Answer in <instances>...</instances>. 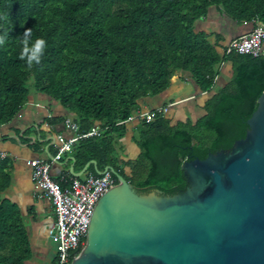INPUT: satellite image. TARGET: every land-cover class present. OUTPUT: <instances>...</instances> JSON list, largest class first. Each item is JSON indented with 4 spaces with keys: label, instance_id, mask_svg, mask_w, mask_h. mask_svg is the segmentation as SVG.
<instances>
[{
    "label": "trees",
    "instance_id": "trees-1",
    "mask_svg": "<svg viewBox=\"0 0 264 264\" xmlns=\"http://www.w3.org/2000/svg\"><path fill=\"white\" fill-rule=\"evenodd\" d=\"M211 8L238 25H264V0H0V37L7 34L0 44V125L25 104L31 79L35 92L77 116L78 133L102 128L72 147L74 172L93 160L100 171L112 167L139 193H182V163L230 150L245 136L246 120L264 92L262 53H226L218 35L209 41L212 33L194 30ZM28 29L29 47L38 38L46 41L40 63L30 69L19 59ZM225 64L231 78L215 90ZM176 75L206 95L203 115L175 123L166 114L133 121L139 153L121 159L115 146L128 132V119L142 111L140 100L165 92ZM11 172L7 158L1 159L0 264H25L32 253L19 208L1 196ZM87 173L98 176L92 165ZM71 176L59 186L65 188Z\"/></svg>",
    "mask_w": 264,
    "mask_h": 264
},
{
    "label": "water",
    "instance_id": "water-1",
    "mask_svg": "<svg viewBox=\"0 0 264 264\" xmlns=\"http://www.w3.org/2000/svg\"><path fill=\"white\" fill-rule=\"evenodd\" d=\"M230 150L184 161L187 189L136 191L117 184L96 203L85 245L71 264H264V92ZM74 158L70 160L74 162Z\"/></svg>",
    "mask_w": 264,
    "mask_h": 264
},
{
    "label": "crops",
    "instance_id": "crops-1",
    "mask_svg": "<svg viewBox=\"0 0 264 264\" xmlns=\"http://www.w3.org/2000/svg\"><path fill=\"white\" fill-rule=\"evenodd\" d=\"M211 20L221 22L225 20V17L211 8L207 17L197 21V26L203 30L204 23ZM231 22L230 30L223 33H213L209 30L199 32L212 33L213 36L210 38L212 41H215V37L218 35L219 44L226 47L233 39L250 33L253 27L251 24L238 25L233 21ZM261 53L264 55V47ZM229 76L223 75L225 80L222 86L229 81L227 80ZM26 99L25 104L20 107L13 118L0 125V152L6 154L12 168L10 185L1 196L19 208L21 224L27 233L29 244L30 240L32 243H39L38 239L41 236L47 245L48 242L51 243L47 232L54 222L53 207L43 192L35 188L31 178V168L26 161L36 158L52 159L56 153V137L59 135L64 138L71 136L63 121L69 119L76 123L77 116L74 113H66L59 103L34 90L29 92ZM163 105L166 104L149 107L145 105L144 109L147 111ZM142 111L144 112V110ZM57 119H61V122L56 124L54 121ZM129 124H135V122L128 123L127 128ZM133 127L130 128L131 132ZM71 158L73 156L70 151L52 164L50 174L57 183L67 173H70L71 165L74 168L75 161L72 162ZM121 159L128 160L122 156ZM84 175L85 173L80 177Z\"/></svg>",
    "mask_w": 264,
    "mask_h": 264
},
{
    "label": "built area",
    "instance_id": "built-area-1",
    "mask_svg": "<svg viewBox=\"0 0 264 264\" xmlns=\"http://www.w3.org/2000/svg\"><path fill=\"white\" fill-rule=\"evenodd\" d=\"M264 43V25L255 23L250 33L230 41L226 53L235 51L241 54H250L254 57L261 55ZM220 66L219 68H221ZM169 105H163L151 110L141 111L132 115L127 122L141 120L150 122L157 114H166ZM122 122L118 123L121 124ZM71 136L64 138L57 136L56 153L52 159H29L27 165L31 168V178L36 189L43 192L52 204L54 222L48 229V238L55 246V255L51 264H71L79 255L80 243L86 238L87 221L98 200L116 184V178L106 172L101 176L87 173L81 177L71 176L65 188L53 180L50 174L51 166L63 154L70 152L72 147L81 139L98 135L102 128L92 127L86 133H78V126L69 119L63 121ZM6 154L0 152V160ZM63 179V177L61 178Z\"/></svg>",
    "mask_w": 264,
    "mask_h": 264
},
{
    "label": "rangeland",
    "instance_id": "rangeland-1",
    "mask_svg": "<svg viewBox=\"0 0 264 264\" xmlns=\"http://www.w3.org/2000/svg\"><path fill=\"white\" fill-rule=\"evenodd\" d=\"M198 22H196L194 25V30L196 32L209 30L213 33H223L225 31H229L232 23L228 18H225V20L221 22L217 20H211L204 23L202 30L199 26H197ZM209 41L212 40L209 39ZM263 47L264 43L262 44V49ZM224 74L226 77L230 75L229 64H225V66H223L218 77L215 90L224 84ZM230 76L227 80H230ZM27 87L30 91L33 90V82L31 79H29ZM197 91L198 90L192 82H182L179 76L176 75L173 77L170 87L165 92L140 100L141 110L145 111V105L149 107L153 105L156 106L166 104L169 105L166 116L171 119L172 123H175L176 121L186 120L195 121L203 115L202 103L206 97V95H201ZM135 124H129L128 132L126 133V135L122 139L117 140L115 148L120 158L122 156L127 158L128 160H133L139 153L138 148L135 145L133 146V142L131 139L132 132L130 128ZM126 171H128V169H126ZM82 178L83 177H81V179ZM38 240V244L32 243V240H30L32 258L25 264H50L52 258L54 257V244L48 242V244L46 245L44 243V239H42L41 236Z\"/></svg>",
    "mask_w": 264,
    "mask_h": 264
},
{
    "label": "clouds",
    "instance_id": "clouds-1",
    "mask_svg": "<svg viewBox=\"0 0 264 264\" xmlns=\"http://www.w3.org/2000/svg\"><path fill=\"white\" fill-rule=\"evenodd\" d=\"M32 30L28 29L23 34V39L21 43L23 45L22 51L19 59L25 60L28 68L30 69L33 66V63L39 64L41 57L43 55V50L46 46V41L44 39H36L35 43L29 47V37L31 36ZM5 37H0V44H3ZM19 39V38H18Z\"/></svg>",
    "mask_w": 264,
    "mask_h": 264
},
{
    "label": "flooded vegetation",
    "instance_id": "flooded-vegetation-1",
    "mask_svg": "<svg viewBox=\"0 0 264 264\" xmlns=\"http://www.w3.org/2000/svg\"><path fill=\"white\" fill-rule=\"evenodd\" d=\"M53 259H54V257L52 258L51 263H52ZM51 263H50V264H51Z\"/></svg>",
    "mask_w": 264,
    "mask_h": 264
}]
</instances>
